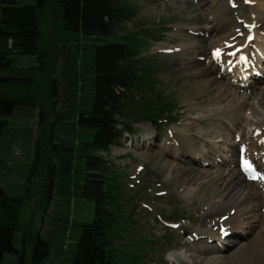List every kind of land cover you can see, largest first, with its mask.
<instances>
[{"label": "trees", "instance_id": "obj_1", "mask_svg": "<svg viewBox=\"0 0 264 264\" xmlns=\"http://www.w3.org/2000/svg\"><path fill=\"white\" fill-rule=\"evenodd\" d=\"M58 3L61 59L50 76L40 0H0V264H24L27 251L30 264H117L111 232L128 206L123 172L107 155L136 134L135 123L161 126L179 115L162 100L157 56H144L159 39L128 26L139 16L137 0ZM44 82L51 100L42 105ZM17 117L35 119L39 129L27 168L11 162L21 151ZM42 143L53 153L50 221L43 233L18 238Z\"/></svg>", "mask_w": 264, "mask_h": 264}, {"label": "rangeland", "instance_id": "obj_2", "mask_svg": "<svg viewBox=\"0 0 264 264\" xmlns=\"http://www.w3.org/2000/svg\"><path fill=\"white\" fill-rule=\"evenodd\" d=\"M137 1L140 5L139 16L136 20L130 22L128 26L131 29L140 27L145 30L152 29L153 35L159 39V41H154L153 47L144 53V56H157L156 62L159 64L157 72L159 73L162 85L161 95L164 96L162 100L168 103L172 107L170 110L179 116L178 120L172 123L165 122L161 126L152 127L151 123L146 121L135 123L136 135L133 137L127 135L122 142V146L113 147L107 155L108 159L113 161L115 165H118L123 172V184L126 193L124 201L127 202L128 206L124 210L125 214L121 223L111 232L112 243L114 248H116V263L131 264L133 263L131 258L134 256V264H194L195 256L200 254L194 248L196 244H200L202 241L199 230H205L207 226L205 220L209 214L207 212V205L198 193V188L207 183L208 180H212L220 172H223L224 169L233 168L226 165L233 157L232 152L229 151L230 144L236 143V146L240 142L250 144V139L254 135V129H256V127L251 125V120L256 123L257 120L254 117H257V115L262 118H259L260 121L264 119V59L260 61L256 60V57L258 59L261 58L259 55H254L256 53V44L248 47L252 56L255 57L250 67L259 66L256 69L257 71L251 70L254 74L248 72V74H245L247 76L241 74L239 79L235 78L233 81L240 85V89L233 88L229 94L230 98H225L217 102L218 97L223 92L222 85L216 95L207 97L205 93L198 94L195 90V85L189 80L190 73L192 74L194 71H197L198 67H195L193 62L190 63V61L198 60L203 65L205 63L204 61H206L204 60V55H198L200 53L196 52V49L193 52L192 50L190 51L184 48L193 42L191 36L196 37L195 39L197 41L205 39L207 43L204 45H209L212 38L213 40H218L221 36L229 33L232 26L237 23L238 25L244 24V29L248 33L256 32L258 29L256 22H260L261 24L264 22V0H250V2L249 0H227L226 6L230 11L226 15L230 19L229 24L222 25L221 28L211 29L210 32H199L197 29L193 30L198 25L192 19L186 7H188V4H191L197 9L195 7L197 0ZM204 1L206 6H202V9L206 12L208 7L211 6L212 0ZM17 4L20 6L28 4L37 5L38 0H17ZM39 7L42 31L41 45L43 50H49L48 54L54 59L50 69V76H53V68L56 70V64L61 59V55H59L62 44L60 37L63 34L60 33V6L58 0H40ZM246 25H252V28L247 29ZM259 30L264 31L263 25ZM255 36L260 38L263 37V34L250 35L251 45L258 39ZM197 50L200 49L197 48ZM202 53L205 54L206 52ZM207 55L210 56V51L207 52ZM188 63H190L189 67L191 70L189 68L184 69V64ZM206 67L203 65V70L207 69ZM219 70L222 73L223 69ZM219 70L216 69L213 76H218L220 81L223 82L225 80L221 79L222 75H217ZM225 73L227 72L225 71ZM42 96V105L46 101L49 103L51 97L49 92H47L45 82L44 88L42 89ZM151 98L153 99L154 96ZM154 100H157V98H154ZM143 101L147 102V100ZM150 101L151 99L148 100V102ZM221 102H223L222 105ZM243 102H246V107H248H245L246 110H242L243 120H232L224 116L228 115V112L230 113L232 109L235 110L237 107L234 106L235 103L240 105ZM153 107L156 108L157 106ZM206 118H213L215 121L214 125L205 126L204 124L197 123L199 120ZM244 118H248L249 123H245ZM169 119L172 120L173 116ZM14 126L21 130L18 133L21 137L18 148L21 151L17 154L15 152L13 153L14 158L11 162L13 166H24L27 168L28 164L32 161L33 150H35L33 146L38 139L39 129L37 128V122L35 119L26 120L25 118L17 117L14 121ZM215 127L217 128L215 129ZM224 128H228L230 132ZM27 130H30L31 137L30 142L28 140V144L31 145L32 151L28 160L26 154L28 153L29 146L25 144L27 141ZM213 130L214 132L221 130V132L219 135L206 137L210 143L215 144L216 148L214 150H216V153L210 156L207 164L202 167L205 171L203 177L195 178L192 181L186 180L189 175L187 176L184 170L194 166L196 162L191 158V155H185L181 152L179 153L186 157H183V160L179 157L176 158L173 169L175 173L178 172L181 174V179L179 176V178L174 179L173 176H169L168 172L161 167L165 162L172 161V158H166L164 154L162 157H159L156 154L161 149L164 140L173 131H178L179 133L185 132L183 134L187 136L194 135V138L191 140L197 144L199 137L197 134L208 131L210 132L209 135H211ZM208 132L205 134L208 135ZM146 138L151 139L148 140ZM153 141L156 142L153 143ZM199 144L204 145L201 148L207 153L213 150L205 140L199 141ZM251 147L253 146L251 145ZM257 152V149H255L251 153V156L255 157ZM39 160V168L29 185L28 197L22 206L21 232H18V238H21L23 235L33 238L39 232L43 233L46 229V223L50 221L48 211L51 210V207L49 209H46V207L48 205L47 194L49 174L53 163V153L46 144L42 143V147L39 149ZM235 160L242 163L243 156L236 154ZM227 173H224L223 178L218 183H211L210 187L214 186L213 188L217 189L220 187L224 190L229 180ZM183 174L185 175L183 176ZM226 177L228 178L227 181ZM183 178H185L188 184L181 182ZM251 182L258 183L259 180L258 178H252ZM180 183L185 185L187 189L182 190L179 188ZM262 183H264V180ZM253 191L256 194L258 192L255 203L259 204V210L263 213L264 190L255 187ZM247 204L249 205V202ZM244 206L247 205L245 204ZM235 213V209L231 211L232 215ZM226 216L222 217L224 218L222 219L223 221L227 220L225 218ZM219 227L220 224L216 225L215 229ZM222 229L225 230V227H222ZM258 229L254 230L252 235H249L247 238H250L249 240H245L246 242L248 241L245 244L246 246L248 245L245 247L246 250L244 247H238L242 250L237 255L232 254V248L229 250L224 249L227 241L231 242L232 240H236L231 237L228 238L227 234H222L221 240L218 242H209L212 240L208 241L209 238L206 240L208 234L204 233L203 237L206 243L201 246V251L206 252V249L210 246L219 247L224 252L226 264H243L242 261H246L247 263L250 258L253 261H255V258H259L257 264H264V257L259 249L254 251L257 233L261 230L259 227ZM27 248L29 250V247ZM136 254L142 257L137 258ZM28 256L29 252L27 251L24 264H30V258ZM209 256H212V254Z\"/></svg>", "mask_w": 264, "mask_h": 264}, {"label": "bare ground", "instance_id": "obj_3", "mask_svg": "<svg viewBox=\"0 0 264 264\" xmlns=\"http://www.w3.org/2000/svg\"><path fill=\"white\" fill-rule=\"evenodd\" d=\"M215 1L216 0H212V4H210L211 6L208 7L206 12H204V10L202 9V6L203 7L206 6L204 0H197V5H195L197 9H195L194 6H192L191 4H188V7H186L188 13L191 15L192 19L198 25L194 27L193 30L197 29L199 32L201 31L210 32L211 29L221 28L222 25L224 26L229 24L230 19L226 15V13L230 11L229 8L226 6L227 0H220L216 2ZM262 25L264 27V22L262 24L260 22H256V26L258 27L257 31L253 33H248L246 29H244V24L242 25H238V23L234 24L229 33L221 36L218 40H213L212 38V41H210L209 45L206 46L204 45L205 43H207L205 39H200L199 41H197V39H195L196 37L191 36V40H193V42L190 43L189 45H186V48L184 49H188L190 51L192 50L193 52L194 49H196V52L200 53L198 55H204V60L206 61H204L205 63L203 65L205 67L207 66L206 67L207 69L203 70V65L198 60L190 61V63L193 62L195 67L198 66L197 71H194L192 74L190 73L189 75V80L195 85V90L198 94L205 93L207 97L209 96L212 97L216 95L218 89H221L220 86L222 85L223 92L220 94V96L218 95L219 97L217 99V102L225 98H230L229 94L232 92L233 88L240 89V85L236 84L233 80L235 78L239 79L241 74H243L244 76H247L245 74H248V72L254 74L251 70L257 71L256 69H258L259 66L250 67L252 60L255 57L252 56V53H250L248 47L256 44L257 45L256 53L254 55H259L261 57L260 59L256 57V60L260 61L261 59H264V53L262 54L264 47V31L259 30ZM252 34L254 35L263 34V37L258 38L257 36H255V38L258 39L256 40V42H253V44L251 45L249 36ZM197 48L200 49L201 51L197 50ZM217 48L221 49V57L219 59H217L213 55L214 50ZM208 51H210V56L207 55ZM202 52H206V53L204 54ZM230 52H237V54L235 56H232L229 55ZM241 56H247V61L245 62L244 60H241ZM190 63L184 64V69L189 68L191 70V68L189 67ZM216 69L217 70L223 69L222 70L223 74L219 70L217 75H222L221 79H224L225 81L221 82L218 76L216 75L213 76V73L216 71ZM225 71L227 73H225ZM234 92L236 93V91ZM223 102H221V105ZM245 103L246 102H243L240 105L235 103L234 106L235 107L237 106L236 108L234 107L235 110L232 109L230 113L228 112V115H224V116L232 120L240 121L243 115L242 110H246V108H248L246 107L247 104ZM254 118L255 120H257V122L255 123V121L251 120L252 121L251 125L256 127V129H254V133H253L254 135L250 139L251 141L250 144H246V142H242V143L240 142L239 144L237 143L238 144L237 146L236 143L230 144L229 151L232 152L233 157L230 159V161H228V163H226V165L231 166L233 168L224 169L223 172H220V174L216 175V177H213L212 180L210 181L208 180L207 183L201 185L198 188L199 190L198 193L201 196L204 203L207 205V212L209 214L207 213L208 216L206 217L205 220L207 223L205 230L204 229L199 230L200 231L199 235H201L202 241L200 242V244L199 243L196 244V247L194 248V250L196 249L198 252H200V254H197L195 256L196 259L194 264H226L227 262H225V257H224L225 255L223 254L224 252L219 247L210 246L208 249H206V252L201 251L202 250L201 246L206 243V240L209 238L208 241L212 240L209 242H215V241L218 242L219 240H221L222 234H227L228 238L231 237L236 240H232L231 242L227 241V245H225L224 249L229 250L230 248H232L233 250L232 254L237 255L241 253L240 250H242L238 247H244L245 249V247L248 246L245 245L248 242V241L246 242L245 240L249 237V235H252L254 230L258 229V227L261 230L259 231V233H257L258 235L255 240L256 242H255L254 251H257V249H259L260 253L264 257V212L262 213L259 210L260 209L259 204L255 203L258 192L256 194L255 191H253V188L255 187L264 190V183H262L264 178V119L260 121L259 115H257V117ZM244 119H245V123L249 121L248 118H244ZM197 123L201 125L204 124L205 126H211V124L214 125L215 121L213 118L212 119L206 118L204 120H199ZM217 127H215V129ZM224 129L230 132L228 128H224ZM214 130L211 132V135H209L210 132L208 131H207L208 135H206L207 132H205L206 134L202 132L201 134H197L199 136L197 144L195 141L191 140L194 138V135L187 136L183 134L185 132L179 133L178 131H173L171 135L164 140L163 145L161 147L162 151L160 149L156 154L159 157H162V155L164 154L166 158H172V161H170L171 163L165 162L164 165L161 167H163V169H165L168 172L169 176L171 177L173 176L174 179L179 176L181 179V174L178 173L177 171H176L177 173H175V171L173 170L175 166L174 162H176V158L179 157L181 160H183L182 158L186 157L179 153L181 152L184 153L185 155H191V158H193L196 162L194 166L190 168H186L184 170V173H187L186 174L187 176L189 175L186 178V180L192 181L195 178L203 177L205 171L203 170L202 167L205 164H207L209 157L216 153V150H214V148H216L215 144L210 143L206 139V137H211L212 135H217V134L219 135V133L221 132V130L215 132ZM227 134L229 135V133ZM146 139L149 140L151 138H146ZM201 140H205V142L208 143V145H210V147L213 149L210 153L205 152L201 148L204 147V145L199 144V141ZM155 142L156 141H153V143ZM251 145L253 147H251ZM253 148L257 149L258 151L255 154V157L251 156V153L255 150V149L253 150ZM236 154H238V156H243L242 163L239 162L238 160L237 161L235 160ZM246 162L251 163L257 168L258 171L257 176L259 180L258 183L251 182L252 180L251 175L249 174V171L245 170L246 168L248 169ZM226 172H228L227 177L229 178V180H228V184L224 187V190L223 188L220 187L218 189L213 188L214 186L210 187L211 183H218L219 181H221L224 173ZM184 175L185 174H183V176ZM227 177H226V181L228 179ZM186 180L185 178H183L181 182L183 184H188ZM182 183L179 184V188H181L182 190L187 189L185 188L186 186L183 185ZM247 202H249V205L247 204ZM245 204L247 206H244ZM234 209L236 210V213L232 215L231 211ZM223 216H226L225 217L227 218L226 221L222 220L224 219L222 218ZM218 224H220V227L218 229H215V226ZM222 227H225V230L222 229ZM204 233L208 234L206 240L203 237ZM250 252L253 254L252 251ZM211 254L212 256H209ZM258 260L259 258H255V261L251 260L250 258V260H248L247 263L246 261H242V263L257 264Z\"/></svg>", "mask_w": 264, "mask_h": 264}, {"label": "snow or ice", "instance_id": "obj_4", "mask_svg": "<svg viewBox=\"0 0 264 264\" xmlns=\"http://www.w3.org/2000/svg\"><path fill=\"white\" fill-rule=\"evenodd\" d=\"M249 2H250V0H249ZM253 26H254V25H253ZM249 39H251L250 36H249ZM238 51H239V50H238ZM236 54H237V52H230V53H229V55H232V56H235ZM213 55H214L217 59H219V57H220V55H221V49H219V48L215 49L214 52H213ZM241 59L244 60L245 62L247 61V57L241 56ZM246 163H247V162H246ZM247 167H248V169H252V170H254V169H253V166H252L251 163H247Z\"/></svg>", "mask_w": 264, "mask_h": 264}, {"label": "water", "instance_id": "obj_5", "mask_svg": "<svg viewBox=\"0 0 264 264\" xmlns=\"http://www.w3.org/2000/svg\"><path fill=\"white\" fill-rule=\"evenodd\" d=\"M247 28H248V29H251V28H252V26H247Z\"/></svg>", "mask_w": 264, "mask_h": 264}]
</instances>
